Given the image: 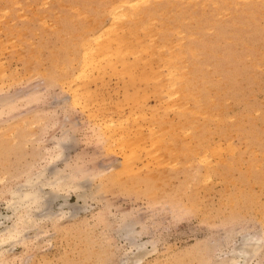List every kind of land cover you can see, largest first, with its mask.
<instances>
[{
	"label": "rangeland",
	"instance_id": "rangeland-1",
	"mask_svg": "<svg viewBox=\"0 0 264 264\" xmlns=\"http://www.w3.org/2000/svg\"><path fill=\"white\" fill-rule=\"evenodd\" d=\"M122 1L0 0V225L28 171L72 179L6 264H264V0Z\"/></svg>",
	"mask_w": 264,
	"mask_h": 264
},
{
	"label": "bare ground",
	"instance_id": "bare-ground-1",
	"mask_svg": "<svg viewBox=\"0 0 264 264\" xmlns=\"http://www.w3.org/2000/svg\"><path fill=\"white\" fill-rule=\"evenodd\" d=\"M116 1V0H115ZM132 1V0H131ZM129 1L128 4H130L129 6L133 5V4H136L137 1H133L131 2ZM131 2V3H130ZM135 2V3H134ZM122 3H127V2H124V0L122 1ZM133 3V4H132ZM115 4V3H114ZM116 6V5H115ZM135 6V5H134ZM137 7H139L137 5ZM74 8V7H73ZM76 9V8H75ZM126 11V10H124ZM152 11H155V10H152V9H148L146 10V12H152ZM81 14V13H80ZM110 14L112 16L110 17H113L114 20L117 19V22H118V16L122 15L123 12L122 11H119V10H112L110 12ZM83 15V14H81ZM129 15V14H128ZM122 17L124 18V16L122 15ZM128 17V16H126ZM130 17H131V14H130ZM83 19V18H82ZM119 19H121L119 17ZM112 20V21H114ZM111 21V20H110ZM121 20H119L120 22ZM142 21L143 19L141 18V16H138V18L134 21H132V23L128 24L127 25V35L125 36V38H122V36L118 39L117 41V47L115 48V50L113 51V54L118 57V56H121L123 58V55L124 53L126 52V54H137V52H139V49H135V50H138L136 53H134L135 51H133L134 49V46L131 45L130 41H127L129 39H127V37L130 35H133L135 33V30H136V27H141L142 26ZM121 23V22H120ZM111 25V26H110ZM108 25L106 24V27L105 28H108L109 26L112 28V23ZM124 26V25H123ZM109 27V29H110ZM139 27V28H140ZM104 29V27H103ZM108 29V32L114 30H110L109 31ZM104 31V30H103ZM125 32V31H124ZM107 33V31H106ZM111 33V32H110ZM109 33V34H110ZM97 34V33H96ZM95 34V36H96ZM105 34V32H104ZM95 36H93L95 38ZM106 37V39L109 40L108 38V34L106 35H103ZM137 36V35H136ZM139 36V35H138ZM102 38V36L100 35L99 36V33L98 35L96 36L95 39L92 40L91 44L90 42L87 40H84L83 43L81 42V46L83 48V50L81 51L82 53L80 54L81 56V63L83 62V66H85L84 68H86L87 66L84 65L87 61H88V58L92 59V60H99L98 57H102V56H106L107 54L110 53V42L108 40L105 39H99V38ZM138 38V37H137ZM133 40V39H132ZM139 40V39H138ZM141 40V39H140ZM88 44V45H87ZM145 44V43H144ZM147 45V44H146ZM144 48H145V45H143ZM139 48L141 46H138ZM133 48V49H132ZM132 50V51H131ZM193 50V49H192ZM93 51H95L93 53ZM141 51V50H140ZM132 52V53H130ZM194 53L193 52H190V55H193ZM72 56V55H71ZM125 56V55H124ZM95 57V58H94ZM120 57V58H121ZM173 57V56H172ZM94 58V59H93ZM125 58V57H124ZM167 58V57H166ZM127 59V58H126ZM91 60V61H92ZM125 60V59H124ZM166 60V59H165ZM170 60H173L171 57H170ZM90 61V60H89ZM91 61H90V64H91ZM117 61V60H116ZM120 61V59L118 60ZM129 61V60H128ZM163 61V60H162ZM125 62V61H124ZM94 63V62H92ZM186 63V62H185ZM98 64V63H96ZM96 64H94L96 66ZM121 64V63H120ZM124 64V63H123ZM122 65V64H121ZM131 64H129L130 66ZM83 66H81V70L83 72L84 68ZM98 66V65H97ZM128 66V64H127ZM128 66V67H129ZM133 66V65H132ZM92 67V66H91ZM121 68H125V67H122ZM130 68V67H129ZM129 68H126V71L127 69ZM83 69V70H82ZM87 69V68H86ZM175 70V69H174ZM179 70V69H178ZM79 71V72H80ZM85 71V70H84ZM123 71V69H122ZM87 72V70H86ZM124 72V71H123ZM129 72V71H128ZM171 72V71H170ZM180 72V71H179ZM81 73V72H80ZM79 73V74H80ZM141 73V72H140ZM183 73V72H182ZM127 74V73H126ZM170 74V73H169ZM173 75V73H171ZM170 74V75H171ZM143 76V75H141ZM145 76V74H144ZM142 80V79H141ZM171 85V84H169ZM178 90V89H177ZM176 90V92H178ZM205 90H203L204 92ZM76 94V93H75ZM76 98V96H75ZM199 98V97H198ZM206 114V113H205ZM61 140V139H60ZM59 140V141H60ZM61 142V141H60ZM59 142V143H60ZM65 142V141H64ZM62 142V143H64ZM61 144V143H60ZM59 144V148H60V151L58 150L57 151V154H56V159H58V157H60L62 155V151H61V148L62 146ZM65 144V143H64ZM63 144V145H64ZM51 156V155H49ZM55 157V156H54ZM46 159V158H45ZM48 164L51 165L50 162H48ZM257 165V164H256ZM123 166H128V165H124ZM49 167V166H48ZM45 166V168L43 169H37L36 171H28L25 179H24V182L22 184H20V186L16 187V188H12L9 190V200L7 201V204H6V209L9 208V209H12L13 211V215L15 216V220L12 221L11 224H5V225H0V264H6L9 259L11 257H13V255L11 256L7 251H4V248L7 244L8 245H12L13 243H21L23 246H25L28 241L30 240L29 238H31L32 236H36L37 235V239L40 238L38 237V234L37 233H34L35 235H32V236H28L27 235V232L30 230V229H33V230H37L38 229V223L39 220L41 219H45L47 218V221H50L52 224V226H54L56 228L55 225H59L60 224V219L61 217L63 216H66L65 213V208L63 205L65 204H58V209L60 210V213H54V212H51V210H45V211H48V212H45L43 211L44 207L46 208L47 204L50 203V201L54 200L58 194H59V190L60 192L64 189V188H68L71 184V180L69 181H66V177H65V180L62 178L64 176H58V174L56 173L57 171H55L54 173H52L50 175V177H46L44 176V173L46 172L47 168ZM49 169V168H48ZM28 170V169H27ZM25 173V172H24ZM73 173V172H72ZM82 173V172H81ZM84 173V171H83ZM82 173V174H83ZM68 174V173H67ZM71 174V173H70ZM72 175V174H71ZM65 176H68V175H65ZM70 176V175H69ZM52 177H55V179H52ZM71 177V176H70ZM69 177V178H70ZM74 178V176L72 177ZM85 183V182H83ZM79 184H82L81 182H79ZM76 185V183H75ZM78 185V184H77ZM83 185V184H82ZM85 185V184H84ZM81 186V185H80ZM74 187V186H73ZM76 187V186H75ZM86 187V186H85ZM46 189V191L44 190ZM75 190V189H74ZM60 195V194H59ZM82 194H78L77 196L78 197H82L81 196ZM65 199V198H64ZM62 200L61 202L63 203V201L66 203L67 201L66 200ZM54 202V201H53ZM60 202V203H61ZM51 204V203H50ZM57 205V204H56ZM48 207V206H47ZM57 207V206H56ZM50 208V207H49ZM52 208V207H51ZM56 210V209H55ZM54 210V211H55ZM59 210H56V211H59ZM43 211V212H42ZM71 212V211H70ZM69 213V212H68ZM12 215V214H11ZM1 216V214H0ZM5 216V214H4ZM7 217V216H5ZM1 222V221H0ZM43 222V221H42ZM3 223V222H2ZM125 224H123L124 226V234L125 236H127L128 238V242L130 240V245H136L139 246V243H135V240H131L129 239L130 237H133V230H131V226L132 224L131 223H126L124 222ZM1 224V223H0ZM40 226V225H39ZM42 229V228H41ZM122 230V228H120ZM132 232H131V231ZM38 233L39 232H43L42 230H39L37 231ZM131 234H128L130 233ZM40 235V234H39ZM41 236V235H40ZM32 237V239L34 238ZM31 239V241H32ZM36 239V237H35ZM39 240V239H38ZM31 241L29 243H31ZM34 241V240H33ZM48 241V240H47ZM10 245V246H11ZM10 246H7V247H10ZM27 246V245H26ZM259 246V245H258ZM132 247V246H131ZM135 247V246H134ZM140 247V246H139ZM139 247H137V249H139ZM144 247V246H143ZM26 248V247H25ZM154 249V248H153ZM9 250V248L7 249ZM257 250V249H256ZM142 251V250H141ZM154 251V250H153ZM7 253V254H6ZM11 256L9 257L8 256ZM232 255V254H231ZM230 255V258H229V262H225L226 264H235L238 260L236 259L237 257L234 255V256H231ZM242 255V254H241ZM239 256V255H238ZM16 257V256H15ZM14 258V257H13ZM225 258V257H224ZM11 261V260H10ZM9 261V262H10ZM13 262V261H12ZM11 263V262H10ZM13 264V263H12ZM15 264V263H14Z\"/></svg>",
	"mask_w": 264,
	"mask_h": 264
}]
</instances>
